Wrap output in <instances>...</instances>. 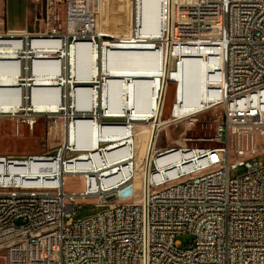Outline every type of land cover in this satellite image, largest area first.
Returning a JSON list of instances; mask_svg holds the SVG:
<instances>
[{
    "label": "built area",
    "instance_id": "obj_1",
    "mask_svg": "<svg viewBox=\"0 0 264 264\" xmlns=\"http://www.w3.org/2000/svg\"><path fill=\"white\" fill-rule=\"evenodd\" d=\"M90 1L31 0L39 11L43 9L37 25L0 31V41H13L7 45L16 48L15 57L3 64V75L15 76L17 83L4 93L3 100L13 106L0 110L1 116L29 128L44 118L48 133L60 117L63 128L69 119L102 122L109 117L96 96L97 91L103 92L105 72H98L90 83L70 73V52L78 44L97 45L100 51L116 44L115 39L97 33V15ZM142 1L131 0L134 19H130L129 39L152 44L151 51L159 54L167 69L155 90L158 120L168 82L176 83V92L169 118L149 126L137 197L118 201L120 189L133 181L132 171L124 173L122 166L107 175L99 173L95 184L92 172L78 167L50 172L52 181L33 184L17 178L16 173L32 162L38 163L36 173L46 175L44 159L74 160L73 151L64 144L65 151L58 148L57 154H0L3 264H264V162L257 160L264 156V147L259 149L255 140L264 134V0H158L159 27L152 34L142 29ZM40 51L45 55L36 57ZM51 52L57 57H49ZM84 57L76 54V68L77 60ZM187 61L203 68L206 79L201 95L215 98L206 100L201 111L212 106L223 109L216 128L221 145L157 147L165 126L191 121L196 114L181 109L180 81L168 76L171 68L180 73ZM35 64L47 78L56 76L55 86L67 87L60 99L53 86H46L47 101L58 98L54 110L35 111L30 101ZM78 69L85 74L87 66L81 62ZM81 87H89L87 97L77 96ZM140 92L147 93V86L142 85ZM77 102L91 107L77 108ZM154 117L131 112L124 121L129 137H135L136 124ZM234 143L235 157L230 158L229 145ZM133 162L129 164L135 167ZM238 165L244 171L231 176L230 169ZM187 172H194V179H187ZM66 174H82L81 191L64 190ZM87 197H95L94 205L100 210L74 218L78 199ZM183 234L191 238L185 244L178 239Z\"/></svg>",
    "mask_w": 264,
    "mask_h": 264
},
{
    "label": "rangeland",
    "instance_id": "obj_2",
    "mask_svg": "<svg viewBox=\"0 0 264 264\" xmlns=\"http://www.w3.org/2000/svg\"><path fill=\"white\" fill-rule=\"evenodd\" d=\"M176 2L180 0H174ZM91 8L96 12L97 15V25L100 31H105L106 35H111V38L115 39L116 44L114 47L117 49L124 48H151L152 44H149L147 41H137L130 38V19L132 21L134 19V9L130 7L131 0H91ZM32 3V2H31ZM133 3V2H132ZM38 14V13H37ZM34 19H40V15L31 16L29 26L34 27ZM19 18L17 17L15 11L10 9V14L8 15V19L6 22V27L12 26H21L27 27V25L22 22L18 24ZM37 25V24H36ZM39 28L42 29L43 25L40 21ZM3 26H0V31L4 30ZM110 37V36H109ZM41 56H43L41 54ZM40 57V56H39ZM49 57H57L56 55H50ZM163 64V61H161ZM200 67V68H199ZM183 68V69H182ZM197 68V72L201 75L203 73L202 67L194 62L187 61L180 67V73L176 71L175 68H171L168 71V76H175L183 79H192L193 72ZM199 68V69H198ZM117 69V68H115ZM33 87L31 88V98L30 101L35 110L42 111H51L57 108L56 103H52L47 101L46 86H53L58 84L56 80V76L46 77L44 76V72L41 69V66L34 65L33 66ZM58 70V69H54ZM38 80V81H37ZM36 85V86H35ZM50 88V87H49ZM65 91L67 90L66 86H61ZM60 88V91H61ZM176 92V83L173 81L168 82V85L165 90L164 102L162 106L161 116L162 119H167L170 116V112L172 109L174 97ZM51 103V104H50ZM203 109V108H202ZM200 111V112H199ZM198 112V113H197ZM191 121L180 120L176 122H172L163 128L164 134L159 138L156 142L157 147H163L167 145H187V146H219L220 142L216 140V128H217V117L221 115L223 112L222 107L220 106H212L207 109L201 111L198 110ZM62 116V115H60ZM107 116V115H106ZM127 118V117H126ZM123 120L119 121H109L106 118L102 119L100 122L97 118L93 121V119L87 118L82 120H74L69 119L65 120L64 128L62 127V118H57L56 125L47 131V122L44 118H39L37 129H39L40 133L38 137H34L35 141L34 152L36 153H47V154H57V149L60 148L62 151H65L63 143H67L68 148L73 151V154H78L84 151L91 150L92 147L98 145H104L111 142L113 140L119 139L129 134V130L124 124ZM20 120V119H19ZM93 121V122H92ZM19 122L17 120H6L4 123L0 124V130L2 132L14 131L13 125ZM21 122V121H20ZM150 126V121L145 123L136 124L135 133L138 132V129H143L144 132L143 138H146V134H148V129ZM35 129V128H34ZM139 130V131H140ZM36 133V130H35ZM0 135V149H8V150H23L26 146H29L30 141L25 140H15L9 138L7 136ZM21 136H25V133H21ZM36 136V135H35ZM139 136V135H137ZM136 137V136H135ZM112 140V141H111ZM256 144L261 147H264V134L256 135L255 137ZM118 141V140H116ZM224 142V137H223ZM230 146V158L234 156V147L235 143ZM63 153H61L62 156ZM66 154V153H65ZM143 157V154L141 155ZM67 157V154L65 155ZM64 158V157H63ZM257 160L260 162H264V156L259 155ZM137 162V161H136ZM138 163V162H137ZM136 163V165H137ZM37 165V164H36ZM33 164L32 166H36ZM55 164L50 163L48 167V171L52 172L57 170L54 167ZM141 166V164H140ZM56 168V169H55ZM140 168L135 171L134 179L130 184L122 187L120 192L118 193V201L120 202H131L134 198L137 197L138 189L140 185ZM58 171V170H57ZM244 171V167L238 165L236 168L230 169L229 174L231 176H235ZM194 172H187L188 174H192ZM40 176V174H38ZM35 176L34 182L43 181L45 178L43 176ZM83 181L79 175H71L66 174L64 176V190L66 192H75L78 193L82 190ZM96 201L95 197H87L86 199H78V206L76 207V211L74 214V218H84L88 217L98 210L101 207H96L94 202ZM178 239L181 240L183 244L189 242L191 240L188 234L179 235ZM0 264L2 263V257L0 256Z\"/></svg>",
    "mask_w": 264,
    "mask_h": 264
},
{
    "label": "crops",
    "instance_id": "obj_3",
    "mask_svg": "<svg viewBox=\"0 0 264 264\" xmlns=\"http://www.w3.org/2000/svg\"><path fill=\"white\" fill-rule=\"evenodd\" d=\"M157 5L158 0H143L141 3V25L145 33H155L159 27ZM10 9L15 11L19 18L18 24L22 22L27 25L26 28L19 25L6 27ZM36 9L31 0H0V26L11 30L32 29L34 27L29 26V21L31 16H36ZM33 23L36 26V19H34ZM112 46L104 47L102 51L98 49L97 53L98 72L102 70L106 74L104 82L106 85L103 88V92L100 90L99 95V101L102 103L101 107L103 109L107 107L109 111V113H106L109 117L106 119L109 121L123 120V118L131 116V112L137 116L152 117L158 110L155 90L161 81V76H165L167 73L166 67L159 61V54L157 55V53L151 51V48H124L125 50H123L117 49L114 45ZM196 69L193 72L194 76L192 79L171 76V78H176L180 81L181 109H184L186 113L202 109L206 100H215L214 97L201 95L200 91L203 89L206 76L203 72L200 78V74ZM142 85H146L148 88V92L144 95L140 92ZM175 109L177 108L175 107ZM6 120L15 119L10 116L0 115V124ZM38 121L39 119L32 128H29L26 123L19 121L13 125L14 131L11 130L6 133L0 130V135L2 136L6 134L5 136L18 141H30L28 143L29 146H26L23 150L0 149V154L19 156L27 153H36L34 152L35 141L33 138L38 137L40 133L36 127L38 126ZM21 133H25V136H21Z\"/></svg>",
    "mask_w": 264,
    "mask_h": 264
},
{
    "label": "bare ground",
    "instance_id": "obj_4",
    "mask_svg": "<svg viewBox=\"0 0 264 264\" xmlns=\"http://www.w3.org/2000/svg\"><path fill=\"white\" fill-rule=\"evenodd\" d=\"M97 33L100 35L102 34L106 35L105 31L99 30V27H97ZM108 36H111V35L108 34ZM12 42L13 41H4V40L0 41V110H9V108L13 106L12 104L6 103L3 100V98H4L5 92L12 91L11 89L15 88L17 85L15 76L12 78H6V76L3 75V73L5 72L3 69L5 65L3 64L7 62L6 60H10L14 58L16 55L15 54L16 48L15 50L9 49V46L7 45V44H11ZM97 53H98L97 45L89 46L86 43L78 44L77 47H75V49H73L70 52V58H71V63H72V69H70L71 76L75 77L76 79H85V82L90 83L92 80L91 78L98 73ZM41 54L45 55L44 52L40 51V52H37L36 57L41 56ZM76 54L85 55L84 60L83 59L77 60L78 68H80L81 62H84V66H87V69H85V74H82L81 70L76 68V64H75ZM50 55H55V54L54 52L48 53V56ZM32 74H34L33 70H32ZM105 85L106 84L104 83L103 87H105ZM61 86H64V84ZM61 86L54 85V87H51V88H55V92H56L55 95H59L60 99H61V95L64 89V88H61ZM60 88H61V91H60ZM6 89H10V90H6ZM89 92H90L89 87H81V88H77L76 90L77 96H82V97H87ZM93 94L95 96V91ZM97 94H98L96 95L98 98L97 102L99 105H101L102 103L99 101L100 91H97ZM31 98L33 99L32 95H31ZM56 101L58 102L57 97H56ZM76 106L77 108L83 107V108L89 109L91 107V104H86L85 106H83L77 102ZM103 110L105 111V115L106 113H109V111L107 110V107H105ZM35 111H42V110H35ZM193 112H197V111H191L188 113H193ZM154 116H155L154 119L150 121V124L152 125L158 124L159 121L162 120V119L158 120V110ZM163 122L161 121V123ZM139 130L140 129H138V132L135 133L136 137L130 138L128 134L124 137L116 139L119 141H114V142L104 144V145H98V146L92 147L91 150L84 151L78 154H74L72 155L75 157L74 160H65V158L52 156V157L44 159V161H42L41 163H43L45 166H48V167L50 163H52V164H55L54 167L56 168H57V165L59 164V167L57 168V170L60 172L66 171L72 167H78L81 170H88L92 172L91 175L94 181L93 184L96 183L95 181L98 179L99 173L102 172L103 175H107L112 172L115 166H122L121 168L123 169L124 173L126 172L130 173V171H132V180H133L135 171L138 168H140V164L143 159L141 155L143 154L145 147L147 146V142H148V139H147L148 134H146V138L144 139L142 137L143 136L142 133L144 132V130L143 129H141L140 131ZM131 141H132V146L130 145ZM63 144L64 146H67V143H63ZM117 150H118L117 152L118 155H116L115 153ZM131 159L134 160L135 164L138 162L137 165H135V167L130 166L129 163ZM33 164L36 165L38 163L32 162L28 165L27 168L20 170L18 173H16L17 178H23L24 180H27L28 182H32L33 184L37 183V182H34V180L36 179L35 176H38V173H36L35 166L34 167L32 166ZM52 171H54V168L52 169ZM40 176H43V178H45L44 180L46 181L55 180V177L52 176V174L50 175V171H48L46 175L40 174ZM79 176H82V174H79ZM187 179H194V173L188 174ZM108 199L110 198L108 197Z\"/></svg>",
    "mask_w": 264,
    "mask_h": 264
},
{
    "label": "water",
    "instance_id": "obj_5",
    "mask_svg": "<svg viewBox=\"0 0 264 264\" xmlns=\"http://www.w3.org/2000/svg\"><path fill=\"white\" fill-rule=\"evenodd\" d=\"M40 15V13L42 14L43 13V9H41V11H39V9H36V17H37V15L38 14ZM164 134V131L163 130H161L160 132H159V134H158V139H157V141L159 140V138L162 136Z\"/></svg>",
    "mask_w": 264,
    "mask_h": 264
}]
</instances>
